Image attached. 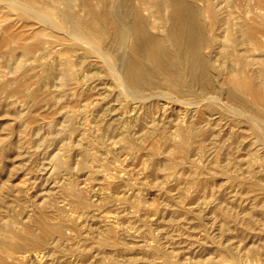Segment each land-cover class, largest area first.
Segmentation results:
<instances>
[{"label": "rangeland", "instance_id": "obj_1", "mask_svg": "<svg viewBox=\"0 0 264 264\" xmlns=\"http://www.w3.org/2000/svg\"><path fill=\"white\" fill-rule=\"evenodd\" d=\"M256 2L249 53L258 70L264 0ZM238 9L244 30L245 0ZM219 11V19L235 20ZM53 33L0 10V264H237L221 251L229 242L235 253L264 250V130L218 106L197 113L195 104L161 96L123 97L100 64L73 88L85 73L77 71L65 90L62 42L35 58L42 51L34 43ZM259 77L249 86L264 109Z\"/></svg>", "mask_w": 264, "mask_h": 264}, {"label": "bare ground", "instance_id": "obj_2", "mask_svg": "<svg viewBox=\"0 0 264 264\" xmlns=\"http://www.w3.org/2000/svg\"><path fill=\"white\" fill-rule=\"evenodd\" d=\"M134 1L0 0V10L5 7L17 10L23 19H37L45 29L55 31L40 46L34 43L42 51L35 58L49 54L54 40L62 42L63 53L69 55L63 60L61 71L60 85L65 90L70 88L67 86L75 74H79L77 71L85 73L74 81L78 82L73 88H80L94 78L95 65L100 64L123 97L145 100L161 96L173 103L195 104L200 107L197 113L218 106L231 117H243L247 123L264 130V109L259 107L262 99L257 94L258 88L249 86L254 76H260L255 85L264 87V65L255 70L258 59L249 53L255 50L257 42L253 27L256 0H245L247 28L244 30L241 29L243 21L235 15L241 0ZM197 1L201 2L200 6L196 5ZM221 8L231 10L227 15L233 14L235 20L231 21L226 14L219 19ZM144 10H147L145 15ZM202 16L208 21L204 22ZM151 29L160 30L152 32ZM34 44L29 45V50ZM27 50L28 47L20 51L21 57L29 53ZM226 71L234 74L235 81L224 76ZM245 94L250 96L249 100ZM139 121L142 119L137 116L136 122ZM150 123L156 125L153 119ZM193 123L189 117L188 127ZM142 131L145 136L153 132ZM176 135L181 140L189 137L179 131ZM261 135L264 138V132ZM96 168L90 169L95 172ZM41 242L38 239L32 243L40 246ZM233 247L229 242L221 248L225 259L236 260L237 264H262V246L247 248L246 253H235Z\"/></svg>", "mask_w": 264, "mask_h": 264}]
</instances>
